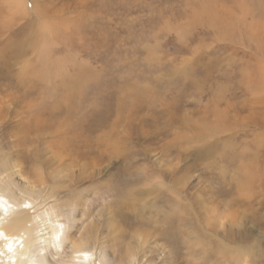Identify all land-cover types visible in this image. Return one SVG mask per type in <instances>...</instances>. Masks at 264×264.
Listing matches in <instances>:
<instances>
[{
  "label": "rangeland",
  "instance_id": "374dc122",
  "mask_svg": "<svg viewBox=\"0 0 264 264\" xmlns=\"http://www.w3.org/2000/svg\"><path fill=\"white\" fill-rule=\"evenodd\" d=\"M0 180L102 263L264 264V0H0Z\"/></svg>",
  "mask_w": 264,
  "mask_h": 264
},
{
  "label": "bare ground",
  "instance_id": "6f19581e",
  "mask_svg": "<svg viewBox=\"0 0 264 264\" xmlns=\"http://www.w3.org/2000/svg\"><path fill=\"white\" fill-rule=\"evenodd\" d=\"M40 167L53 179L69 169L53 160H42ZM28 193L18 196L0 180V264H107L98 260L80 237L66 238L65 224L54 209L34 210ZM65 239L69 250L60 254ZM138 247H128L118 264H138Z\"/></svg>",
  "mask_w": 264,
  "mask_h": 264
}]
</instances>
